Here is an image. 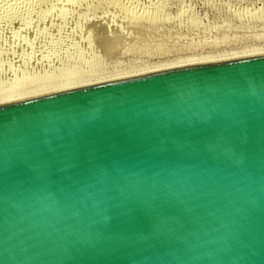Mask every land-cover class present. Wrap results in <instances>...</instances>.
Segmentation results:
<instances>
[{"label":"water","instance_id":"95a60500","mask_svg":"<svg viewBox=\"0 0 264 264\" xmlns=\"http://www.w3.org/2000/svg\"><path fill=\"white\" fill-rule=\"evenodd\" d=\"M0 264H264V52L0 102Z\"/></svg>","mask_w":264,"mask_h":264},{"label":"rangeland","instance_id":"374dc122","mask_svg":"<svg viewBox=\"0 0 264 264\" xmlns=\"http://www.w3.org/2000/svg\"><path fill=\"white\" fill-rule=\"evenodd\" d=\"M261 52L264 0H0V97Z\"/></svg>","mask_w":264,"mask_h":264},{"label":"bare ground","instance_id":"6f19581e","mask_svg":"<svg viewBox=\"0 0 264 264\" xmlns=\"http://www.w3.org/2000/svg\"><path fill=\"white\" fill-rule=\"evenodd\" d=\"M84 82H87V81H78L76 83L65 82V83H63V85L57 84L56 86H53L50 89L47 88L46 90L35 89V91H33L32 93H29V94L9 93L8 95L1 96L0 102L19 99V98H23V97H27V96H31V95H35V94H39V93H44V92H48V91H54V90H60V89L69 88V87L80 86L82 84H85Z\"/></svg>","mask_w":264,"mask_h":264}]
</instances>
